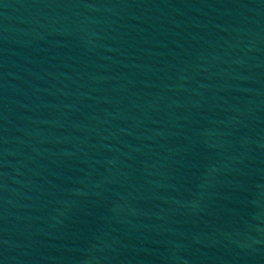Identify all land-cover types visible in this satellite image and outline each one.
Here are the masks:
<instances>
[{"label": "water", "instance_id": "water-1", "mask_svg": "<svg viewBox=\"0 0 264 264\" xmlns=\"http://www.w3.org/2000/svg\"><path fill=\"white\" fill-rule=\"evenodd\" d=\"M0 264H264V0H0Z\"/></svg>", "mask_w": 264, "mask_h": 264}]
</instances>
